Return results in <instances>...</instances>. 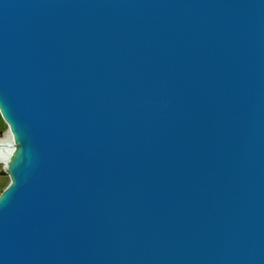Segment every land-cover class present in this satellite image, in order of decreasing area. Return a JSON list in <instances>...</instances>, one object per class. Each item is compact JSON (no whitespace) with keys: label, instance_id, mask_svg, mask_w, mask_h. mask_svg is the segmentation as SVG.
<instances>
[{"label":"water","instance_id":"obj_1","mask_svg":"<svg viewBox=\"0 0 264 264\" xmlns=\"http://www.w3.org/2000/svg\"><path fill=\"white\" fill-rule=\"evenodd\" d=\"M0 113V264H264V0H0Z\"/></svg>","mask_w":264,"mask_h":264},{"label":"bare ground","instance_id":"obj_2","mask_svg":"<svg viewBox=\"0 0 264 264\" xmlns=\"http://www.w3.org/2000/svg\"><path fill=\"white\" fill-rule=\"evenodd\" d=\"M1 114V113H0ZM14 135L11 129L5 137H0V163L6 168H9L11 160V152L14 150Z\"/></svg>","mask_w":264,"mask_h":264},{"label":"rangeland","instance_id":"obj_3","mask_svg":"<svg viewBox=\"0 0 264 264\" xmlns=\"http://www.w3.org/2000/svg\"><path fill=\"white\" fill-rule=\"evenodd\" d=\"M8 134V126L0 114V137H5ZM10 177L7 173L3 171V164L0 163V194L5 189V187L9 184Z\"/></svg>","mask_w":264,"mask_h":264}]
</instances>
